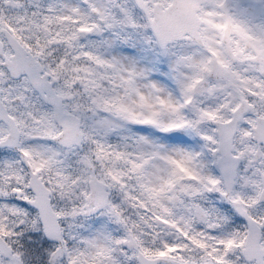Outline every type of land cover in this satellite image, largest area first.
Masks as SVG:
<instances>
[{
  "label": "snow or ice",
  "instance_id": "1",
  "mask_svg": "<svg viewBox=\"0 0 264 264\" xmlns=\"http://www.w3.org/2000/svg\"><path fill=\"white\" fill-rule=\"evenodd\" d=\"M0 264H264V0H0Z\"/></svg>",
  "mask_w": 264,
  "mask_h": 264
}]
</instances>
